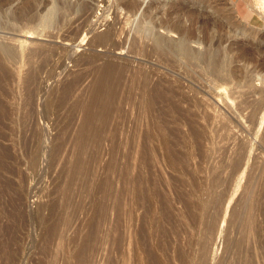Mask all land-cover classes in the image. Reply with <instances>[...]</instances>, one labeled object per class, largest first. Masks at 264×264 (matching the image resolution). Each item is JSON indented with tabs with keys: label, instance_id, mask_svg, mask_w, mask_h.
<instances>
[{
	"label": "rangeland",
	"instance_id": "1",
	"mask_svg": "<svg viewBox=\"0 0 264 264\" xmlns=\"http://www.w3.org/2000/svg\"><path fill=\"white\" fill-rule=\"evenodd\" d=\"M83 1L53 39L0 30L43 46L0 77V264H264V15ZM142 15L224 65L152 53Z\"/></svg>",
	"mask_w": 264,
	"mask_h": 264
},
{
	"label": "bare ground",
	"instance_id": "2",
	"mask_svg": "<svg viewBox=\"0 0 264 264\" xmlns=\"http://www.w3.org/2000/svg\"><path fill=\"white\" fill-rule=\"evenodd\" d=\"M133 2L136 3V1ZM244 3L248 12L264 15V0H245ZM87 8V3L83 0H47L46 4L43 0H0V30L8 31L11 34L42 35L53 39L57 37L59 32L63 30L61 28L73 17L86 14L85 10ZM135 30L138 35L150 38L156 42V45L150 47V51L155 54H161L162 51H171L174 55L191 57L203 62L201 57L207 52L206 48L203 51L192 50L187 46L189 42L185 38L162 39L156 31L154 23L150 19L146 20L143 15L140 16L135 24ZM64 32V37L69 34L68 30ZM9 40L17 41L18 45L14 46L0 39V72L2 73L0 77L5 75L4 71L7 69L20 71L21 68L25 67V77L28 78L30 72L34 69V64L38 60L39 62L41 61L43 46L38 44L34 45L33 48H27L22 41L20 42L13 38ZM111 49L113 51L120 50V46L115 45ZM203 63L207 64L211 69H215L217 63L222 67L225 61L215 56L214 53H210L208 59ZM103 67V70H101L102 76L106 75L110 70V65Z\"/></svg>",
	"mask_w": 264,
	"mask_h": 264
},
{
	"label": "water",
	"instance_id": "3",
	"mask_svg": "<svg viewBox=\"0 0 264 264\" xmlns=\"http://www.w3.org/2000/svg\"><path fill=\"white\" fill-rule=\"evenodd\" d=\"M187 46L189 47V45H188V44H187ZM219 62H220V61H219ZM216 66H217V67H219V66H220V64H219V63H217V64H216Z\"/></svg>",
	"mask_w": 264,
	"mask_h": 264
},
{
	"label": "built area",
	"instance_id": "4",
	"mask_svg": "<svg viewBox=\"0 0 264 264\" xmlns=\"http://www.w3.org/2000/svg\"><path fill=\"white\" fill-rule=\"evenodd\" d=\"M226 1H234V0H226Z\"/></svg>",
	"mask_w": 264,
	"mask_h": 264
},
{
	"label": "crops",
	"instance_id": "5",
	"mask_svg": "<svg viewBox=\"0 0 264 264\" xmlns=\"http://www.w3.org/2000/svg\"><path fill=\"white\" fill-rule=\"evenodd\" d=\"M247 8V7H246ZM247 11H248V9H247Z\"/></svg>",
	"mask_w": 264,
	"mask_h": 264
}]
</instances>
